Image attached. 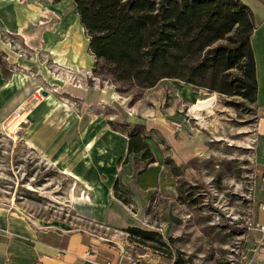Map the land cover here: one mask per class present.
Wrapping results in <instances>:
<instances>
[{
	"label": "rangeland",
	"instance_id": "1",
	"mask_svg": "<svg viewBox=\"0 0 264 264\" xmlns=\"http://www.w3.org/2000/svg\"><path fill=\"white\" fill-rule=\"evenodd\" d=\"M40 9L38 19L46 14L59 19L49 33L60 29L65 45L81 48L88 69L82 78L112 88L113 102L99 106L108 126L127 143L132 135L143 150L115 160V180L97 191L100 199L87 210L69 207L74 188L66 197L68 181L36 161L18 138L0 132V198L12 199L44 225L83 228L116 242L131 264H246L257 239L248 224L264 218L256 204L261 200L256 103L178 79L150 89L115 81L112 67L90 55L89 36L71 0H0V40L14 48V19L23 26ZM30 23L27 29L36 27ZM0 69L8 73L1 51ZM261 89L257 83V99ZM192 106H208L212 113L203 111V119H196Z\"/></svg>",
	"mask_w": 264,
	"mask_h": 264
},
{
	"label": "crops",
	"instance_id": "2",
	"mask_svg": "<svg viewBox=\"0 0 264 264\" xmlns=\"http://www.w3.org/2000/svg\"><path fill=\"white\" fill-rule=\"evenodd\" d=\"M241 1L253 14L255 30L251 46L257 83L262 86L263 93L256 100L258 138L255 146L262 197L264 0ZM42 11H34L27 20L22 19L23 26L17 25L22 22L20 19H14L17 28L12 33L16 40L14 48L9 42L0 40V51L8 68L6 74L0 69V124L24 108L26 119L17 132L19 143L36 161L49 166L68 181L66 197L70 188H74L69 207L93 209L100 199L97 191L107 189L108 182L115 180V160L128 154L127 138L110 128L108 120L99 112V106L113 102L112 88L108 83L103 86L104 81L82 78L88 69L83 68L81 48L65 45L63 39H59V35L64 34H60V29L49 33L47 30L56 28L59 19L56 15L50 19L48 14L45 15L47 19H38ZM27 21L36 27L27 29ZM40 21L44 24L40 25ZM48 41L54 45L49 46ZM16 71L28 77L15 74ZM59 251L63 255L57 256ZM260 254L257 262H264V248ZM120 256L121 250L114 241L101 240L83 228L44 225L21 212L12 199L0 198V264H92L93 261L131 264L127 250L123 260Z\"/></svg>",
	"mask_w": 264,
	"mask_h": 264
},
{
	"label": "trees",
	"instance_id": "3",
	"mask_svg": "<svg viewBox=\"0 0 264 264\" xmlns=\"http://www.w3.org/2000/svg\"><path fill=\"white\" fill-rule=\"evenodd\" d=\"M71 1L88 50L115 81L150 89L178 79L256 103L255 24L241 0ZM132 137L128 153L141 152Z\"/></svg>",
	"mask_w": 264,
	"mask_h": 264
},
{
	"label": "built area",
	"instance_id": "4",
	"mask_svg": "<svg viewBox=\"0 0 264 264\" xmlns=\"http://www.w3.org/2000/svg\"><path fill=\"white\" fill-rule=\"evenodd\" d=\"M38 95H40L39 91L36 92ZM25 109L20 108L19 110L15 111L12 116L0 124V132L6 136L13 135L15 139H17V132L21 128V125L25 121ZM257 204V211L264 213V196L261 197V200L256 203ZM248 227L250 230H252L256 235L257 239L255 241V246L250 250L251 256L246 261V264H264V262H257L255 257L258 255V253L264 248V218L261 220L260 218H257L256 220H252ZM101 240L106 241L107 239L101 238ZM119 249L121 250V260H123L125 256V249L121 246H119ZM92 248V246H91ZM63 255L62 251H59L57 253V256ZM244 259H247L244 257ZM92 264H112L111 261H104V262H91ZM163 264H170V263H163Z\"/></svg>",
	"mask_w": 264,
	"mask_h": 264
},
{
	"label": "bare ground",
	"instance_id": "5",
	"mask_svg": "<svg viewBox=\"0 0 264 264\" xmlns=\"http://www.w3.org/2000/svg\"><path fill=\"white\" fill-rule=\"evenodd\" d=\"M70 25V24H69ZM65 29V28H64ZM68 29V28H67ZM71 64V63H70ZM198 104V103H197ZM196 105V104H195ZM213 107V104H212ZM211 107V108H212ZM190 113H192V115L196 118V119H203L201 118V112L203 111H207L208 113H212V110L210 109V107H201V106H192L190 108Z\"/></svg>",
	"mask_w": 264,
	"mask_h": 264
},
{
	"label": "water",
	"instance_id": "6",
	"mask_svg": "<svg viewBox=\"0 0 264 264\" xmlns=\"http://www.w3.org/2000/svg\"><path fill=\"white\" fill-rule=\"evenodd\" d=\"M43 94H45V93H43Z\"/></svg>",
	"mask_w": 264,
	"mask_h": 264
}]
</instances>
